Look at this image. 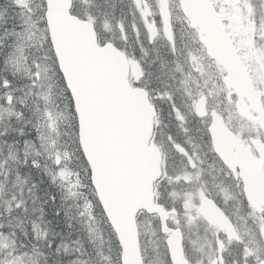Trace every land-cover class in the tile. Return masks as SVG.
<instances>
[{
    "label": "snow or ice",
    "instance_id": "snow-or-ice-1",
    "mask_svg": "<svg viewBox=\"0 0 264 264\" xmlns=\"http://www.w3.org/2000/svg\"><path fill=\"white\" fill-rule=\"evenodd\" d=\"M0 264H264V0H0Z\"/></svg>",
    "mask_w": 264,
    "mask_h": 264
}]
</instances>
